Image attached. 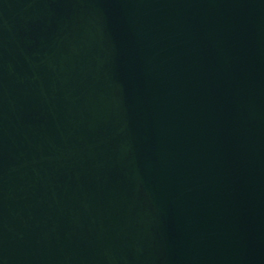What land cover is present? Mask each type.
<instances>
[{"label":"water","instance_id":"obj_1","mask_svg":"<svg viewBox=\"0 0 264 264\" xmlns=\"http://www.w3.org/2000/svg\"><path fill=\"white\" fill-rule=\"evenodd\" d=\"M0 264H264V0H0Z\"/></svg>","mask_w":264,"mask_h":264}]
</instances>
